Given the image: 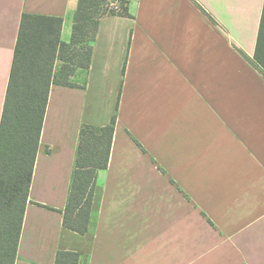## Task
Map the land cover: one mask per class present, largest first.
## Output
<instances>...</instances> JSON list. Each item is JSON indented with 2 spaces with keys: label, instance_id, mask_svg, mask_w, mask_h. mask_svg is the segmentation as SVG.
<instances>
[{
  "label": "crops",
  "instance_id": "crops-1",
  "mask_svg": "<svg viewBox=\"0 0 264 264\" xmlns=\"http://www.w3.org/2000/svg\"><path fill=\"white\" fill-rule=\"evenodd\" d=\"M78 0H0V119L20 17ZM100 20L88 69L48 94L14 264H264V0H125ZM244 54V55H243ZM116 114L87 230L62 211L82 124Z\"/></svg>",
  "mask_w": 264,
  "mask_h": 264
},
{
  "label": "trees",
  "instance_id": "trees-1",
  "mask_svg": "<svg viewBox=\"0 0 264 264\" xmlns=\"http://www.w3.org/2000/svg\"><path fill=\"white\" fill-rule=\"evenodd\" d=\"M106 3L77 1L69 42L60 37L61 17L30 13L20 17L0 119V264L15 262L50 87H73L76 71L89 68L100 20L118 14L108 11ZM126 10L127 2L119 14ZM244 56L264 77V3L253 57ZM115 124L116 114L107 125L80 127L62 211L63 226L77 233L87 230L96 174L107 167ZM78 260L77 252L60 250L54 264H78Z\"/></svg>",
  "mask_w": 264,
  "mask_h": 264
},
{
  "label": "built area",
  "instance_id": "built-area-1",
  "mask_svg": "<svg viewBox=\"0 0 264 264\" xmlns=\"http://www.w3.org/2000/svg\"><path fill=\"white\" fill-rule=\"evenodd\" d=\"M105 7L108 11L112 10L119 14L124 12L126 2L124 0H107Z\"/></svg>",
  "mask_w": 264,
  "mask_h": 264
},
{
  "label": "rangeland",
  "instance_id": "rangeland-1",
  "mask_svg": "<svg viewBox=\"0 0 264 264\" xmlns=\"http://www.w3.org/2000/svg\"><path fill=\"white\" fill-rule=\"evenodd\" d=\"M250 63V62H249ZM59 65H60V61H57V63H56V67H59Z\"/></svg>",
  "mask_w": 264,
  "mask_h": 264
}]
</instances>
